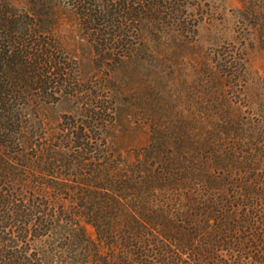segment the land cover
I'll list each match as a JSON object with an SVG mask.
<instances>
[{
	"label": "trees",
	"instance_id": "16d2710c",
	"mask_svg": "<svg viewBox=\"0 0 264 264\" xmlns=\"http://www.w3.org/2000/svg\"><path fill=\"white\" fill-rule=\"evenodd\" d=\"M202 1L0 0V264H264V0L189 57Z\"/></svg>",
	"mask_w": 264,
	"mask_h": 264
},
{
	"label": "rangeland",
	"instance_id": "374dc122",
	"mask_svg": "<svg viewBox=\"0 0 264 264\" xmlns=\"http://www.w3.org/2000/svg\"><path fill=\"white\" fill-rule=\"evenodd\" d=\"M204 16H199L200 23L198 26L197 40L192 47L193 53H188L187 56H196V58L203 56L210 49L217 48L225 44H235L240 46L239 28H238V11L242 9L243 5L240 0H203ZM207 5L209 7H207ZM72 30H78L76 23H73L70 18L66 19L63 31L65 34L72 36ZM245 49L248 53L250 71V81L243 91L242 100L248 104L247 112L261 115L264 112V51L258 46L257 41L252 39V42L247 41ZM193 54V55H192ZM83 60L85 57H81ZM84 62V68L90 70L89 65ZM93 72V71H92ZM95 72V71H94ZM193 69L187 66L186 76L190 82L193 80L191 74ZM179 79L178 81H181ZM176 82L179 83V82ZM242 96V95H239ZM73 110V103L63 101L55 106H49L44 111L51 126H56L61 117Z\"/></svg>",
	"mask_w": 264,
	"mask_h": 264
}]
</instances>
